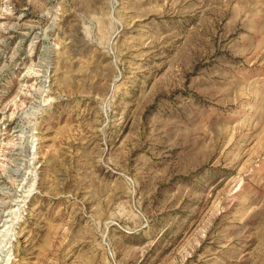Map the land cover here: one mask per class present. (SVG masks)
I'll return each mask as SVG.
<instances>
[{
    "label": "rangeland",
    "instance_id": "374dc122",
    "mask_svg": "<svg viewBox=\"0 0 264 264\" xmlns=\"http://www.w3.org/2000/svg\"><path fill=\"white\" fill-rule=\"evenodd\" d=\"M0 246L264 264V0H0Z\"/></svg>",
    "mask_w": 264,
    "mask_h": 264
},
{
    "label": "bare ground",
    "instance_id": "6f19581e",
    "mask_svg": "<svg viewBox=\"0 0 264 264\" xmlns=\"http://www.w3.org/2000/svg\"><path fill=\"white\" fill-rule=\"evenodd\" d=\"M11 220V219H10ZM6 222V221H5ZM10 229V228H9ZM6 233V232H5ZM4 235V234H3ZM0 248H1V246H0ZM3 248V247H2Z\"/></svg>",
    "mask_w": 264,
    "mask_h": 264
}]
</instances>
